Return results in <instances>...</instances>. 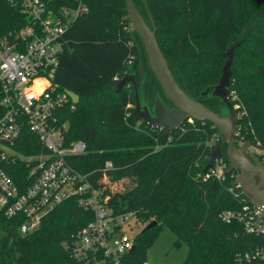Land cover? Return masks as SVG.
<instances>
[{"label":"trees","instance_id":"trees-1","mask_svg":"<svg viewBox=\"0 0 264 264\" xmlns=\"http://www.w3.org/2000/svg\"><path fill=\"white\" fill-rule=\"evenodd\" d=\"M49 7L72 5L73 0H45ZM89 12L80 16L67 37L69 45L60 56L55 82L80 97L74 109L67 106L61 123L66 145L86 144V151L68 156L69 162L89 173L96 187H106L98 177L115 170L140 167L136 184L115 195L107 187L109 204L116 212L133 211L144 224L137 231L133 251L122 256L123 264H145L147 253L164 225L176 235V244L186 242L188 255L183 264H237L239 254L253 248L262 238L245 231L238 222L227 223L221 213L239 209L242 202L228 187L230 177L227 144L223 145L226 178L204 179L215 144L209 143L218 129L210 121L187 120L171 135L153 128L128 108L136 104V89L125 84L117 91L120 78L134 73L140 98L165 95L153 72L141 37L131 26L125 0H85ZM149 23L144 0H134ZM157 25V39L178 83L188 86L195 96L219 82L225 63L224 52L237 41L228 86L236 112H240L236 143L251 141L264 152V0H148ZM29 18L8 0H0V38L28 24ZM1 90V83H0ZM124 96L127 101H124ZM111 99L120 103L117 118L107 120L106 105ZM216 112L226 104L210 94L200 100ZM173 104V103H172ZM0 103V114L3 113ZM195 133L196 135H194ZM200 139L203 140L200 142ZM185 141L193 149L176 168L177 180L165 178V163ZM239 145V144H238ZM24 155L45 152L36 135L25 130L15 143ZM261 159L264 154H259ZM106 160L114 167L105 169ZM186 160V161H185ZM8 170L24 187L30 166L19 161ZM238 173V170L233 169ZM170 176V173L169 175ZM167 176V177H168ZM198 189V190H197ZM248 203L250 200L248 199ZM94 218V211L72 195L56 205L40 226L22 235L21 217L0 212V264H79L70 245L77 232ZM156 221L151 227L149 223Z\"/></svg>","mask_w":264,"mask_h":264},{"label":"built area","instance_id":"built-area-1","mask_svg":"<svg viewBox=\"0 0 264 264\" xmlns=\"http://www.w3.org/2000/svg\"><path fill=\"white\" fill-rule=\"evenodd\" d=\"M8 1L20 8L29 22L0 38V103L4 108L0 114V212L21 217L18 231L26 235L36 230L56 205L80 195V203L94 211V218L75 235L70 245L74 257L79 264H123L122 256L134 246L137 233L128 221L136 217L133 211L116 212L109 204L106 187L94 186L89 173L69 162L68 156L82 154L87 147L82 141L64 142L67 123H61L60 117L67 106L74 109L77 103L54 80L60 56L69 45L67 33L89 12V6L85 0L58 8L49 7L45 0ZM25 130L36 135L45 152L24 155L15 148ZM19 161L30 166L24 187L8 170ZM227 166L222 158L217 159L204 179L224 180ZM113 167V162L106 160L104 168ZM229 171L235 179L237 173ZM228 190L240 199L242 207L224 210L222 220L241 223L247 233L262 238L239 254L237 264H264L262 207L248 203L234 182Z\"/></svg>","mask_w":264,"mask_h":264},{"label":"water","instance_id":"water-1","mask_svg":"<svg viewBox=\"0 0 264 264\" xmlns=\"http://www.w3.org/2000/svg\"><path fill=\"white\" fill-rule=\"evenodd\" d=\"M125 1V11L129 15L132 29L141 37L150 66L162 86L165 95L171 100L175 108L167 104L163 98L157 97L154 102V114H152L148 104H141L134 75H126L120 78L117 84V91H121L128 82L134 83L136 89L134 114L151 127L161 129L165 135L174 133L187 120L212 122L218 129V134L215 140V147L203 172L206 173L215 165L217 159L223 157V145L226 143L229 170H238L234 183L242 188L251 204L262 207L260 218H264V162L257 151L250 149L253 146L251 141L247 140L241 145L236 143L239 116L228 90L232 76L231 66L234 50L241 45L242 40L235 42L224 52L225 63L222 75L212 92L211 88L208 87L202 95L195 96L188 86L183 88L178 83L169 67L168 61L157 39V25L149 7L148 0H144V2L149 23L143 17L134 0ZM66 92L75 103L79 102L80 97L77 93L69 89H66ZM210 94L221 98L226 104L224 112H216L200 102L201 99ZM154 224H156V221H152L147 227H151ZM135 247L136 245L134 244L131 251Z\"/></svg>","mask_w":264,"mask_h":264},{"label":"rangeland","instance_id":"rangeland-1","mask_svg":"<svg viewBox=\"0 0 264 264\" xmlns=\"http://www.w3.org/2000/svg\"><path fill=\"white\" fill-rule=\"evenodd\" d=\"M123 99L125 102L127 101L126 96H124ZM120 105L121 104L118 103L115 99H111L109 101V103L106 105L105 114L108 121L117 118L116 113H118V108L120 107ZM127 107L135 110V104L132 102H128ZM235 108H238V106L235 105ZM239 115L240 112H238V116ZM190 122L193 123L194 121L190 120ZM193 134L196 135L195 133ZM216 137L217 135H215V137L210 140L209 143L215 144ZM202 141L203 140L200 139V142ZM188 143L191 142L185 141L184 146L176 150L172 155V159H170L168 163H165V168L168 170L167 174H164L165 178L170 180L172 179L174 181L177 180L176 168L183 167L185 165V162H177V160H174V157L181 154L183 157L188 159L191 153H193V149L188 145ZM242 143V141L238 142L239 145H241ZM250 149L257 151L259 154L263 152L255 146H252ZM139 170L140 167L115 170L113 172L107 173L106 178H104L103 176L98 177V181H103L106 185V188L108 187L112 193L117 195L129 190L136 184ZM169 173L170 176H168ZM128 222L133 226L134 232L139 231L144 226V224L140 221L136 222L135 218H131ZM128 230L130 229L128 228ZM176 238L177 237L172 229L169 226L164 225L160 234L148 250L147 264H183L188 255L189 247L186 242L176 244Z\"/></svg>","mask_w":264,"mask_h":264},{"label":"flooded vegetation","instance_id":"flooded-vegetation-1","mask_svg":"<svg viewBox=\"0 0 264 264\" xmlns=\"http://www.w3.org/2000/svg\"><path fill=\"white\" fill-rule=\"evenodd\" d=\"M130 75H134L135 76V74L134 73H130ZM135 80H136V77H135ZM137 84V83H136ZM134 86V83H132V82H129V86ZM135 87V86H134ZM151 98V97H150ZM148 96L147 97H145V96H142L141 98H140V101H141V104L142 105H145V104H148V106H149V110L151 111V113L152 114H154V103L152 102V100L150 99ZM169 105L171 106V107H173V108H175V106L171 103H169ZM225 109H226V107L225 108H221V112H224L225 111Z\"/></svg>","mask_w":264,"mask_h":264}]
</instances>
